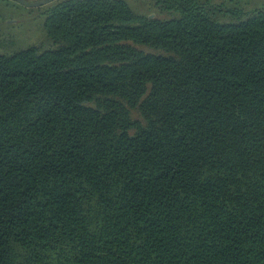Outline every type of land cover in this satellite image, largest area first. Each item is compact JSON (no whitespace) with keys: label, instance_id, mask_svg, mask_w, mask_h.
I'll list each match as a JSON object with an SVG mask.
<instances>
[{"label":"trees","instance_id":"16d2710c","mask_svg":"<svg viewBox=\"0 0 264 264\" xmlns=\"http://www.w3.org/2000/svg\"><path fill=\"white\" fill-rule=\"evenodd\" d=\"M151 1L0 51V264H264V3Z\"/></svg>","mask_w":264,"mask_h":264},{"label":"rangeland","instance_id":"374dc122","mask_svg":"<svg viewBox=\"0 0 264 264\" xmlns=\"http://www.w3.org/2000/svg\"><path fill=\"white\" fill-rule=\"evenodd\" d=\"M129 1L137 11L148 13L151 10L149 6L154 7L151 0ZM214 2L249 9L263 4L264 0H214ZM156 12L151 10L149 16H156ZM43 19L38 7L27 6L16 0H0V51L13 54L29 46H38L41 49L54 46Z\"/></svg>","mask_w":264,"mask_h":264},{"label":"water","instance_id":"95a60500","mask_svg":"<svg viewBox=\"0 0 264 264\" xmlns=\"http://www.w3.org/2000/svg\"><path fill=\"white\" fill-rule=\"evenodd\" d=\"M24 5L27 6H36V5H40L41 3L45 2V0H41V1H28V0H16Z\"/></svg>","mask_w":264,"mask_h":264}]
</instances>
